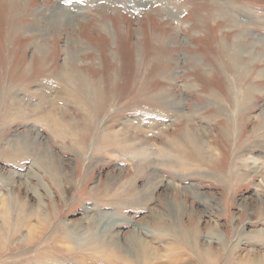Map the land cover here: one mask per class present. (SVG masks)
Returning a JSON list of instances; mask_svg holds the SVG:
<instances>
[{
    "label": "rangeland",
    "instance_id": "rangeland-1",
    "mask_svg": "<svg viewBox=\"0 0 264 264\" xmlns=\"http://www.w3.org/2000/svg\"><path fill=\"white\" fill-rule=\"evenodd\" d=\"M136 1L0 0V264H264V0Z\"/></svg>",
    "mask_w": 264,
    "mask_h": 264
},
{
    "label": "bare ground",
    "instance_id": "bare-ground-1",
    "mask_svg": "<svg viewBox=\"0 0 264 264\" xmlns=\"http://www.w3.org/2000/svg\"><path fill=\"white\" fill-rule=\"evenodd\" d=\"M133 1H136V0H133ZM132 0H131V2H133ZM151 1L150 0H139V1H136V3H137V5L138 6H147V4L148 3H150ZM219 3V2H218ZM233 3V2H232ZM222 8V11H220L218 14L219 15H229V13H231V10L229 9V7L226 5V6H221ZM242 23V22H241ZM244 27V26H243ZM234 45H236L237 46V42L235 43L234 42ZM240 52H242V50L240 51ZM244 53L242 52V55H243ZM241 55V56H242ZM254 56H259V55H254ZM258 59H260L259 57H258ZM257 59V60H258ZM256 61V60H255ZM262 70V69H261ZM263 71V70H262ZM260 76L261 77H264V75L262 74L261 75V73H260ZM259 76V77H260ZM256 79H257V77H256ZM87 82V81H86ZM85 82V83H86ZM161 92H163V91H161ZM165 92V91H164ZM163 92V93H164ZM48 92H46L45 91V89H42L38 94L41 96V97H45V95L47 94ZM214 96H217V95H215L214 94ZM215 99V98H214ZM217 100H219V99H217ZM173 101H174V99H173ZM176 101V100H175ZM214 101V100H213ZM246 102H248V100L246 101ZM249 102H250V99H249ZM245 103V102H244ZM176 106V105H175ZM243 106V105H242ZM180 109V108H179ZM46 117V121L49 123L48 124V127H49V125L50 124H52V123H54L55 124V126H54V130L56 131V133H61L62 131H65L67 128H68V126L66 125V123H61L60 121H57L55 118H57V117H55L54 116V114H48L47 116H45ZM177 119H179V118H177ZM176 119V120H177ZM38 120V119H37ZM71 121V120H70ZM67 122V121H66ZM128 122H129V120H128ZM71 123V122H70ZM52 126H53V124H52ZM51 126V127H52ZM126 127V126H125ZM70 128V127H69ZM125 129V128H124ZM69 130V129H68ZM129 131V130H128ZM120 132H122V131H120ZM123 133V132H122ZM187 133V132H186ZM69 134H70V132H69ZM72 134V133H71ZM112 134V133H111ZM118 134H119V132H118ZM66 136L67 135H65V138H66ZM113 136H115V134L113 135ZM119 136V135H118ZM110 137H112L111 135H110ZM186 137V136H185ZM225 137H226V135H225ZM104 138V137H103ZM106 138V137H105ZM105 138L103 139V140H105ZM120 138H123V137H120ZM124 138H125V135H124ZM178 138V137H177ZM229 138V137H228ZM63 139V138H62ZM111 139H115V138H111ZM119 139V138H118ZM129 139V141H133V140H131L130 138H128ZM127 139V140H128ZM175 139H176V137H175ZM187 138H184L183 140H186ZM109 140V139H108ZM123 140V139H122ZM178 140H180V139H178ZM106 141V143H107V140H105ZM105 141H103V142H105ZM118 144L115 146L114 145V143H113V145L115 146V148L116 147H118V149H122V150H124V151H126L125 153L127 154V152H128V156H130L131 157V155H134L135 154V156L137 155V153H140V150H139V145L140 144H138V143H136V144H133V142H125V144L123 145V143L122 142H120V141H118V140H115ZM125 141V140H124ZM170 141H172V140H170ZM102 142V143H103ZM111 142H114V141H112L111 140ZM177 142H179L180 143V141H177ZM171 143V142H170ZM178 143V144H179ZM255 143H261V144H264V135H262V136H260V138L257 140V141H255ZM104 144V143H103ZM108 144L110 145L111 143H109L108 142ZM132 144V145H131ZM182 144V143H181ZM103 146V145H102ZM108 146V145H107ZM113 146V147H114ZM172 146V145H171ZM182 146V145H181ZM141 147H143V145L141 146ZM144 148V147H143ZM143 148H141V149H143ZM146 149V148H145ZM176 150V149H175ZM147 152H148V150H146ZM145 152V151H144ZM149 153V152H148ZM163 153V152H162ZM162 153H161V155H162ZM143 155V154H142ZM146 156H147V153L145 154ZM171 156V155H170ZM171 157H173V156H171ZM134 160H135V158H134ZM144 160V159H143ZM138 161V160H137ZM170 163V162H169ZM167 164H168V162H167ZM173 167H174V165H173ZM175 170H177V168L175 169ZM174 171V170H173ZM235 171V170H234ZM178 172V171H177ZM181 172H183L182 170L180 171V173ZM185 172V171H184ZM184 172H183V174H184ZM176 174V173H175ZM179 174V173H178ZM177 175V174H176ZM182 175V174H181ZM185 175V174H184ZM128 180V179H127ZM123 183V182H122ZM126 183V182H125ZM147 186H148V184H147ZM144 187V186H143ZM149 187H150V185H149ZM129 188V187H128ZM146 189V188H145ZM122 190V189H121ZM155 190V189H154ZM120 191V190H119ZM124 191V190H123ZM128 193V192H127ZM124 195V194H123ZM142 195V194H141ZM119 196V195H118ZM126 196V195H125ZM131 196V195H130ZM128 197V196H127ZM175 202V201H174ZM5 202L4 201H2V207H5ZM7 205V204H6ZM119 206V205H118ZM174 207V206H173ZM3 209V208H2ZM110 214H113V213H110ZM116 214V213H115ZM126 216V215H125ZM103 217H105V216H103ZM103 217H102V219H103ZM105 220V219H104ZM102 221V220H101ZM111 221V226H113V225H115V224H118V219L115 217V220H114V222L115 223H113L112 221L113 220H110ZM105 222V221H104ZM106 222H107V220H106ZM106 227V226H105ZM104 227V229H106L107 227H108V225H107V227L105 228ZM109 228H110V226H109ZM147 229V228H146ZM46 230V229H45ZM108 230V229H107ZM115 231V230H114ZM119 231V230H118ZM117 231V232H118ZM105 232V231H104ZM113 232V231H112ZM120 232V231H119ZM136 232V231H135ZM146 232V231H145ZM145 232H143L145 235H146V237H149V236H151V235H149L148 233H145ZM132 233V232H131ZM137 233V232H136ZM136 233H135V235H136ZM111 234V233H110ZM115 233H112V235H114ZM137 234H139V233H137ZM141 234V233H140ZM138 235L139 236V239H136V238H133V236H130V238H129V236H128V238L129 239H127V240H129V243L131 244V249H129L128 247H130L129 245H128V247L126 246V244H124L123 246L125 247V249H126V252L127 253H130L131 252V250L132 249H134V248H136L137 246L136 245H139V247H142V249L144 248V250L146 251L145 253H142V254H147V256H148V261H150L149 262V264H152V261H153V259H154V255L152 256L151 254H149L150 253V251H151V249L149 248L150 247V241L151 240H149V238H146V237H144V235L142 234V235ZM0 236H1V233H0ZM137 236V235H136ZM109 237V236H108ZM120 237V236H119ZM122 238V237H121ZM113 239V238H112ZM82 240V239H81ZM119 241H120V239H119ZM119 241H117L116 242V240L115 241H111V239H110V242H108V243H103V248L105 249V250H111V252L114 250H112V247L114 246V245H121L122 243H121V241L119 242ZM125 243V242H124ZM73 244V243H72ZM99 245V244H98ZM82 246V245H81ZM84 247V246H83ZM93 247V246H92ZM96 248H99V247H97V246H95ZM122 247V246H121ZM124 247H122V248H124ZM139 249V248H138ZM140 250H141V248H140ZM100 251V250H99ZM136 251V250H135ZM137 252V251H136ZM143 252V251H142ZM124 253V252H123ZM137 253H139V252H137ZM141 253V252H140ZM139 253V254H140ZM116 254V253H115ZM121 254V253H120ZM132 254V253H131ZM117 255H119V254H117ZM123 255V254H122ZM206 255H208V254H206ZM205 255V256H206ZM128 256V255H127ZM134 256H135V254H134ZM138 256H140V255H138ZM121 257V256H120ZM120 257H118V258H120ZM131 257V256H130ZM130 257H127V258H130ZM146 257V256H145ZM158 257V256H157ZM156 257V258H157ZM209 257V256H208ZM117 258V257H116ZM124 258H126V256H123V258L122 259H124ZM133 258V257H132ZM135 258H137V257H135ZM155 258V259H156ZM189 258V257H188ZM191 258V257H190ZM189 258V259H190ZM210 258V257H209ZM262 258V257H261ZM260 258V259H261ZM121 259V258H120ZM139 259V258H138ZM182 258L180 257L179 259H177V261H180ZM188 259V260H189ZM259 259V260H260ZM131 260V259H130ZM142 260V259H141ZM122 261V260H121ZM186 262H187V259L185 260ZM190 261V260H189ZM188 261V262H189ZM192 261V260H191ZM263 261V260H262ZM122 262H124V261H122ZM133 262H134V260H133ZM157 262V261H156ZM139 263V262H138ZM174 263H176V260L175 261H172V264H174ZM184 264V263H183Z\"/></svg>",
    "mask_w": 264,
    "mask_h": 264
}]
</instances>
